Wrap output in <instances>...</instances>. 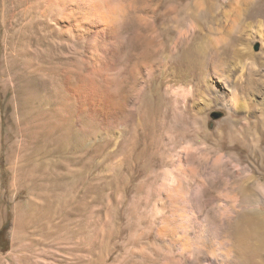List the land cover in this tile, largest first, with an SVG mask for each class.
<instances>
[{
    "label": "rangeland",
    "instance_id": "obj_1",
    "mask_svg": "<svg viewBox=\"0 0 264 264\" xmlns=\"http://www.w3.org/2000/svg\"><path fill=\"white\" fill-rule=\"evenodd\" d=\"M80 1L0 0V264H258L254 0Z\"/></svg>",
    "mask_w": 264,
    "mask_h": 264
},
{
    "label": "bare ground",
    "instance_id": "obj_2",
    "mask_svg": "<svg viewBox=\"0 0 264 264\" xmlns=\"http://www.w3.org/2000/svg\"><path fill=\"white\" fill-rule=\"evenodd\" d=\"M74 1V0H73ZM77 1V3L79 4L80 7L83 8L82 5H85L82 1L80 0H75ZM87 2V1H86ZM106 3V2H105ZM174 3V2H173ZM176 3V2H175ZM101 3L96 5V4H93V6L90 5L91 9H89L88 11H90L92 13V15H95L98 19L97 20H100L103 24L106 25V20L107 18L109 19V17L113 14V8L112 7H109L107 4V10H105L104 7L101 6ZM104 9V10H103ZM246 15L247 17H249L250 19H257L259 17H263L264 18V0H254L252 1L249 5H247V8H246ZM98 13V14H97ZM101 22H99L98 24H100ZM111 23V22H110ZM109 23V24H110ZM102 25V24H101ZM108 26V25H106ZM93 31V30H92ZM101 33V32H100ZM100 33L99 32H95V37L93 38V41L95 43V45H100V44H103V40L100 36ZM222 75H224L222 73ZM217 76H221L219 74H217ZM214 76L210 77V79H212ZM229 77V76H228ZM206 91L208 92V88L206 89ZM248 106H245V108H247ZM239 133L240 134H243V129L240 128L239 130ZM255 157L252 159L253 160V164H252V168H253V173L256 174L260 179H262L264 181V140H261L259 141V144L257 145L255 151ZM258 178V179H259ZM262 181V182H263ZM258 183V181H257ZM262 187L259 188L261 189V192L264 194V185L261 184ZM260 186V184H259ZM187 218V217H186ZM185 217L183 219H185L187 221ZM255 218V217H254ZM253 219V218H252ZM253 225H251L252 227L250 228L252 231V234L255 235L256 237V244L253 248V251L255 252V255L258 256V258L260 259V262L258 264H264V215H260V216H257L256 219L253 221ZM251 222V223H252ZM185 227V226H183ZM238 234H239V240H241L242 243H244V240H245V233L243 230H239L238 231ZM248 234V233H247ZM254 235H251V234H248V237L249 236H253ZM247 236V235H246ZM247 237V239H248ZM249 241V239H248ZM255 243V242H254ZM246 244V243H245ZM247 245V244H246ZM252 245V244H251ZM244 246V245H243ZM250 246V245H249ZM251 247V246H250ZM247 249V248H246ZM251 250V249H249ZM252 251V252H253ZM247 252V251H246ZM249 253V252H248ZM250 254V253H249ZM254 256V254H252ZM251 256V255H250ZM252 259V257H249ZM248 258V259H249ZM247 259V258H246ZM253 260H256L253 259ZM252 260V261H253ZM248 261V260H247ZM251 261V262H252ZM246 262V261H245ZM256 262V261H255ZM254 263V262H253ZM252 263V264H253ZM248 264V263H247Z\"/></svg>",
    "mask_w": 264,
    "mask_h": 264
},
{
    "label": "water",
    "instance_id": "obj_3",
    "mask_svg": "<svg viewBox=\"0 0 264 264\" xmlns=\"http://www.w3.org/2000/svg\"><path fill=\"white\" fill-rule=\"evenodd\" d=\"M219 116H220L219 114H216V115H215V118H218Z\"/></svg>",
    "mask_w": 264,
    "mask_h": 264
}]
</instances>
